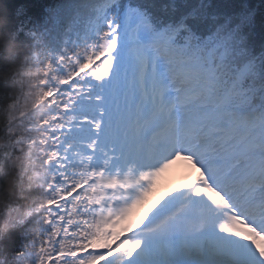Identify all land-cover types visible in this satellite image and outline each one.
<instances>
[{"label": "snow or ice", "instance_id": "1", "mask_svg": "<svg viewBox=\"0 0 264 264\" xmlns=\"http://www.w3.org/2000/svg\"><path fill=\"white\" fill-rule=\"evenodd\" d=\"M5 2L42 66L32 264H264V0Z\"/></svg>", "mask_w": 264, "mask_h": 264}, {"label": "clouds", "instance_id": "2", "mask_svg": "<svg viewBox=\"0 0 264 264\" xmlns=\"http://www.w3.org/2000/svg\"><path fill=\"white\" fill-rule=\"evenodd\" d=\"M8 11L0 0V84L10 89L0 99V264H32L38 248L34 241L43 230L38 205L45 199L46 168L37 141L46 105L38 87L42 66L32 60L27 45L7 33ZM29 219L24 251L6 250L5 241Z\"/></svg>", "mask_w": 264, "mask_h": 264}, {"label": "trees", "instance_id": "3", "mask_svg": "<svg viewBox=\"0 0 264 264\" xmlns=\"http://www.w3.org/2000/svg\"><path fill=\"white\" fill-rule=\"evenodd\" d=\"M68 2L69 0H31L32 6L29 11V16L32 18V23H39V25H41V30H43L42 26L46 18L45 9H47L48 7H54L56 5L65 4ZM254 2L259 3L260 0H254ZM7 7L9 13L11 14L12 12L11 4H8ZM12 18H13V23H16V18L14 15ZM4 26L6 28L7 33L12 35L7 29L6 20L4 21ZM9 90L10 89L8 85L0 84V94H2L0 95V99L6 98ZM32 222H33L32 219H29V221L26 223V225L23 228L11 233L10 239L5 241L6 250L18 251L24 247V245L27 243L29 239V236L25 231V229L28 227V225H31ZM37 246H39L38 242H37Z\"/></svg>", "mask_w": 264, "mask_h": 264}, {"label": "rangeland", "instance_id": "4", "mask_svg": "<svg viewBox=\"0 0 264 264\" xmlns=\"http://www.w3.org/2000/svg\"><path fill=\"white\" fill-rule=\"evenodd\" d=\"M182 162L183 161H177L161 176L157 190L150 198L146 207H150L151 203L158 199L164 192H171L173 188H180L183 184L187 183L186 179L189 174L187 175L185 171L181 169Z\"/></svg>", "mask_w": 264, "mask_h": 264}, {"label": "bare ground", "instance_id": "5", "mask_svg": "<svg viewBox=\"0 0 264 264\" xmlns=\"http://www.w3.org/2000/svg\"><path fill=\"white\" fill-rule=\"evenodd\" d=\"M188 165V164H187ZM189 167V166H188Z\"/></svg>", "mask_w": 264, "mask_h": 264}]
</instances>
